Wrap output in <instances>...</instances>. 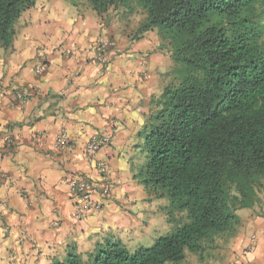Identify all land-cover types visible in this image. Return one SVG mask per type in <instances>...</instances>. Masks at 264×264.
Instances as JSON below:
<instances>
[{"label": "crops", "instance_id": "0c3cea01", "mask_svg": "<svg viewBox=\"0 0 264 264\" xmlns=\"http://www.w3.org/2000/svg\"><path fill=\"white\" fill-rule=\"evenodd\" d=\"M145 18L135 5L98 13L88 0H37L16 22L13 45L0 41V264L62 262L73 247L94 252L121 239L116 228L127 226V210H150L136 175L146 160L145 125L173 63L157 30L140 33ZM106 37L117 44L102 65L96 48ZM42 63L48 70L37 74ZM26 88L36 94L16 98ZM62 131L70 141L61 150ZM95 133L111 137L96 161L107 165L112 196L95 192L99 208L79 221L67 180L101 177L85 157ZM260 196L257 206L239 211L234 236L180 264H264V190Z\"/></svg>", "mask_w": 264, "mask_h": 264}, {"label": "trees", "instance_id": "16d2710c", "mask_svg": "<svg viewBox=\"0 0 264 264\" xmlns=\"http://www.w3.org/2000/svg\"><path fill=\"white\" fill-rule=\"evenodd\" d=\"M88 1L98 13L142 8L140 33L157 30L159 48L173 61L145 125L146 160L136 177L149 197L168 199L174 227L150 247L132 251L107 239L86 254L73 247L52 264H180L234 236L239 211L261 201L264 0ZM36 2L0 0L4 47L13 45L16 22Z\"/></svg>", "mask_w": 264, "mask_h": 264}, {"label": "built area", "instance_id": "2783aa9c", "mask_svg": "<svg viewBox=\"0 0 264 264\" xmlns=\"http://www.w3.org/2000/svg\"><path fill=\"white\" fill-rule=\"evenodd\" d=\"M117 41L114 38L106 37L97 44L96 58L102 65H107L111 61L112 49L116 46ZM71 53V49L66 50ZM48 70L46 63H42L36 67L37 74H44ZM36 94L35 88H26L18 90L16 98L27 100ZM111 137L106 133H95L87 141L85 145V157L88 162L96 163V166L101 172V177L98 180L91 179L85 175L71 176L67 183L69 185L70 193L75 201L72 216L81 221L87 213L99 208V203L93 200V195L98 192L103 198L107 199L112 196V185L108 177L107 165L103 162L96 161L98 152L110 142ZM69 135L67 131H62L58 135L57 147L65 149L69 146ZM5 176L0 174V182L4 180ZM255 237H253L254 239Z\"/></svg>", "mask_w": 264, "mask_h": 264}, {"label": "rangeland", "instance_id": "374dc122", "mask_svg": "<svg viewBox=\"0 0 264 264\" xmlns=\"http://www.w3.org/2000/svg\"><path fill=\"white\" fill-rule=\"evenodd\" d=\"M150 198L148 195L146 199V202L150 201L151 203L150 210H127V226L124 227L120 223L116 228L117 234L121 237L120 240L124 241L127 247L132 251L141 246H152L157 237L166 234L174 227V222L170 220L172 216H168V199L157 198L154 200L151 198L152 200H150ZM177 215L179 217V214Z\"/></svg>", "mask_w": 264, "mask_h": 264}]
</instances>
